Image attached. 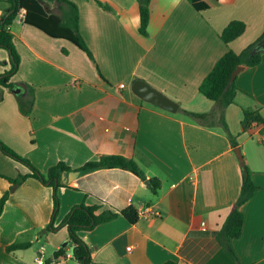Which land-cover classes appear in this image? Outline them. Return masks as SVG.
Returning a JSON list of instances; mask_svg holds the SVG:
<instances>
[{
	"label": "crops",
	"instance_id": "0c3cea01",
	"mask_svg": "<svg viewBox=\"0 0 264 264\" xmlns=\"http://www.w3.org/2000/svg\"><path fill=\"white\" fill-rule=\"evenodd\" d=\"M70 2L78 7L79 34L94 58L26 24L23 9L10 27L20 66L13 87L0 91V139L44 174L59 163L76 171L120 155L133 160L146 180L112 168L62 181L56 214L54 191L38 180L11 190L7 178L29 170L0 151V198L11 190L0 217V264H39L49 248L52 258L44 264H78L71 253L56 263L54 253L66 243L72 250L68 228L59 226L81 204L150 213L135 222L119 215L80 232L94 264H264V123H244L246 111L264 119V53L258 66H244L236 78L235 103L224 112L229 131L216 103L200 93L227 52L241 54L264 36V0H232L205 11L188 0H151L146 35L140 32L138 0ZM43 6L62 18L68 11L67 5ZM8 9L0 2V19ZM233 21L246 30L226 44L221 34ZM9 69L10 55L0 49V77ZM136 79L178 110L141 99L132 89ZM25 101L32 102L27 113L20 109ZM188 113L212 119L201 122ZM244 164L259 189L240 208L244 225L230 242L232 253L218 237L240 197ZM153 179L161 184L157 193ZM51 222L57 230L41 234ZM18 243L31 247L7 251Z\"/></svg>",
	"mask_w": 264,
	"mask_h": 264
},
{
	"label": "trees",
	"instance_id": "16d2710c",
	"mask_svg": "<svg viewBox=\"0 0 264 264\" xmlns=\"http://www.w3.org/2000/svg\"><path fill=\"white\" fill-rule=\"evenodd\" d=\"M2 3L9 5L7 14L0 19V49L6 50L10 55V69L6 71L0 77V91L3 89H10L13 87L11 78L17 73L20 66V56L18 55L14 43L13 35L10 31V27L17 19L20 12L25 10V23L41 30L46 35L52 38H60L71 41L79 49L84 51L91 59L93 54L87 46L86 42L79 34V11L78 7L70 2V0H0ZM45 2H52L68 6V11L64 18L58 17L54 14H48L43 6ZM188 2L197 10L205 11L215 7L224 6L232 2V0H188ZM140 6V32L143 35L147 34V28L150 21V3L151 0H138ZM102 6V4L100 3ZM246 30V25L240 21L231 22L222 32L221 39L224 43L229 44L232 41L240 37ZM264 36L254 45L248 47L241 54H236L233 51L227 52L221 60L214 66L212 71L206 77L202 85L200 86V93H202L207 99L215 102L221 114L220 123L227 130V124L225 122L224 112L225 109L235 103L238 87L236 81L229 85V81L233 71L239 66H246L249 68L258 66L261 63L262 53L251 55L253 47H255ZM32 108L31 101L20 102V109L23 113H27ZM192 117L200 120L201 122L210 121L212 119L211 114H194L188 113ZM253 121H257L259 124L264 123V119L258 113L245 112L244 123L250 125ZM234 147L237 146L233 137L230 136ZM0 151L6 157L23 164L29 170L26 175H20L16 179L7 178V180L13 184L11 190L14 187L19 186L29 179H35L41 182L43 185L48 186L54 192V204L55 213L59 208V199L57 196L58 188L62 187V177L73 170L65 163H59L58 165L50 168L46 174L40 172L29 160L23 158L17 154L11 147L4 143L0 139ZM121 168L139 176L141 179L146 180L145 174L140 170L138 165L130 159H127L120 155H110L101 157L96 162H90L81 167L79 171L82 174L92 172L99 169H112ZM161 184L157 179L151 181L152 190L157 193ZM259 187L255 184L250 169L243 165V181L242 189L239 199L236 201L235 206L229 217L227 218L220 234V243L233 253L230 242L234 238H239L242 234L244 225V215L240 208L248 202L258 191ZM11 190L8 191L3 197L0 198V217L2 216L6 203L9 200ZM119 215H123L131 222L137 220V213L132 209H126L121 212H115L111 209L105 208L103 204L88 206L81 204L75 206L67 218L59 227H67L70 235V240L73 243L72 255L73 259L78 264H94L91 251L87 243L80 237V232L91 231L100 224L109 222ZM57 229L54 227V223L51 222L45 229L41 231V234H47L54 232ZM64 244L59 250L54 253V260L56 263H61L70 254V251H66ZM31 247V243H18L13 244L7 248L9 253H13L18 250H26ZM164 264H177L175 261H167Z\"/></svg>",
	"mask_w": 264,
	"mask_h": 264
},
{
	"label": "water",
	"instance_id": "95a60500",
	"mask_svg": "<svg viewBox=\"0 0 264 264\" xmlns=\"http://www.w3.org/2000/svg\"><path fill=\"white\" fill-rule=\"evenodd\" d=\"M259 53H264V38L252 49L251 55H256ZM244 70V66L237 67L230 78L229 85H232L235 81L237 76ZM133 92L138 95L144 101L156 105L164 110L170 112H176L178 110V105L169 99L165 94L158 91L146 81L142 79H136L132 84ZM236 153L240 159L243 161L240 149H236ZM82 173L79 171H72L62 177V181H69L72 182L73 180L77 179ZM148 183V182H147ZM66 251L70 249V245L66 246Z\"/></svg>",
	"mask_w": 264,
	"mask_h": 264
},
{
	"label": "built area",
	"instance_id": "2783aa9c",
	"mask_svg": "<svg viewBox=\"0 0 264 264\" xmlns=\"http://www.w3.org/2000/svg\"><path fill=\"white\" fill-rule=\"evenodd\" d=\"M149 214H150L149 209H144V210H141L137 215L140 217V216H149ZM156 215H158V214L156 213ZM131 249H132V247L128 248V250H131ZM39 264H44V261L39 259Z\"/></svg>",
	"mask_w": 264,
	"mask_h": 264
},
{
	"label": "rangeland",
	"instance_id": "374dc122",
	"mask_svg": "<svg viewBox=\"0 0 264 264\" xmlns=\"http://www.w3.org/2000/svg\"><path fill=\"white\" fill-rule=\"evenodd\" d=\"M51 252H52V249L51 248H49V250H47V254H46V256H44V258L42 259V257H39L40 259H42L44 262L45 261H47L49 258H50V260H51V256H52V254H51ZM70 253L72 254V250L70 251ZM38 263H39V260H38ZM34 264H35V262H34ZM65 264H72L71 262H67V263H65Z\"/></svg>",
	"mask_w": 264,
	"mask_h": 264
}]
</instances>
